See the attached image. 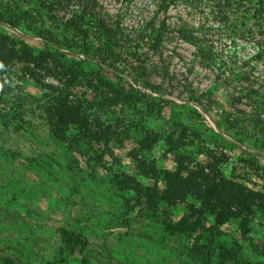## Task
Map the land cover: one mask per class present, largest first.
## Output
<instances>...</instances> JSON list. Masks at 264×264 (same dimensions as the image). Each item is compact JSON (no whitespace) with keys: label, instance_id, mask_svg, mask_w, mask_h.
Returning a JSON list of instances; mask_svg holds the SVG:
<instances>
[{"label":"rangeland","instance_id":"374dc122","mask_svg":"<svg viewBox=\"0 0 264 264\" xmlns=\"http://www.w3.org/2000/svg\"><path fill=\"white\" fill-rule=\"evenodd\" d=\"M100 1L123 35L132 36L145 20L163 16L158 0ZM182 2L184 0H177L168 11L171 20H176L182 12ZM45 23L50 25L48 21ZM23 26L22 23L11 26L0 22V31L24 41L37 52L43 47L41 38L26 33ZM224 41L238 55L251 51L245 35ZM174 45L177 53L171 55L167 48L164 52L170 54L167 56L170 73L176 75L177 81L191 83L199 101L188 100L184 94L178 97L180 82L173 93L158 95L146 89L144 83L134 82L127 63L120 65L121 71L112 72L94 59H86L79 50L68 54L71 60H80L87 70H99L127 88L133 85L155 94V103L162 106L160 111H147L142 105L112 107L114 113L109 116L127 125L129 135L111 140L112 153L103 154L104 165L98 163L94 151L87 150L86 155H80L51 136L40 117L38 103L46 88L28 77L25 63L14 65L10 74L11 90L5 100L0 99V264H202V258L196 255L195 241L204 242L209 233L203 228L188 233L173 227L188 215L185 203L168 206L162 202L156 209H150L143 203L138 204L137 194L132 189L119 190L109 182L116 172L136 174V162L129 150L137 147V138L144 128L160 133L151 149L144 151L156 159L159 167L173 168L174 155L168 151L165 138L171 132L179 134L183 128V135L190 142L185 149L197 159L207 160V155L212 153L224 156L220 166L225 175L264 191V131L252 130L241 141L236 131L223 129L215 122L228 114L243 116L253 111L244 94V84L225 71L226 64L243 60L226 57L227 61L220 54L222 59L218 64L206 65L199 61L192 45L183 41ZM156 59L152 55L145 64L154 65ZM150 78L161 82L153 73ZM44 82L56 84L58 78L48 76ZM70 88L77 96L93 97L92 91L84 85H70ZM160 97L169 101L161 102ZM13 101L22 106L19 111H15ZM137 178L144 184L153 183L151 178L142 175ZM188 201L198 204L191 197ZM210 221L213 217L207 214L203 221L205 226L208 227ZM215 224L220 232L214 235L210 248L217 243L231 246L234 239L243 242L240 257L224 264H262L252 246L264 248L263 213L255 215L244 239L236 220ZM79 230L87 244L82 251L76 247L71 253L69 234ZM217 251L208 264H222ZM62 257L65 258L63 263ZM82 259H86L85 263Z\"/></svg>","mask_w":264,"mask_h":264},{"label":"trees","instance_id":"16d2710c","mask_svg":"<svg viewBox=\"0 0 264 264\" xmlns=\"http://www.w3.org/2000/svg\"><path fill=\"white\" fill-rule=\"evenodd\" d=\"M176 2L158 0L157 6L163 16L145 20L135 34L129 36L123 35L119 26L111 22L100 0H0V22L11 26L22 23L26 33L39 36L43 42V47L33 52L24 41H17L0 31V99L5 100L6 93L11 90L10 74L14 65L25 63L28 77L46 88L38 103L40 117L47 124L51 136L80 155H86L87 150L94 151L98 163L104 165L103 154L112 153L109 146L111 140L129 135L127 125L109 116L114 113L112 107L138 108L142 105L147 111H160L162 106L155 103V94L133 85L127 88L99 70H87L80 60H71L68 54L79 50L86 59H94L99 66L112 72L121 71L123 68L120 65L127 63L134 82L144 83L146 89L158 95L173 93L180 82L181 88L176 95L184 94L188 100L199 101L191 83L177 81L176 75L170 73L167 59L170 54L164 53L166 48L171 55L177 53L174 43L183 41L195 48L199 61L206 65L218 64L221 55L235 61L243 60L241 63L226 64L225 71L244 84V94L253 111L243 116L230 117L228 114L223 120L216 119L215 122L223 129L236 131V137L241 141L252 130L263 132L264 0H184L182 12L176 20H171L168 11ZM240 35L249 39L251 48L242 56L232 52L230 44L224 41H231ZM224 51L229 53L224 55ZM152 55L157 58L156 64L147 66L145 62ZM149 66L152 67L148 69ZM152 73L159 76L161 82L150 80ZM48 76L58 78V82H44ZM77 84L90 89L93 97L75 95L70 85ZM159 101L169 100L160 97ZM12 103L15 104V111L22 107L16 101ZM183 132L181 128L179 134L171 132L165 138L175 162L173 168H169L159 167L156 159L144 152L159 139V131L142 129L136 141L137 147L129 150L136 162V174L116 172L110 176L109 182L119 190L132 189L137 194L138 204L143 203L150 209H156L162 202L168 206L185 203L188 215L173 227L179 232L193 233L203 228L209 233L204 242L195 241L196 255L202 258V264L209 263L216 249L222 264L235 262L240 257L243 242L234 239L231 246L217 243L210 248L214 235L220 232L215 223L236 220L244 239L255 215L258 212L264 214V191L225 175L220 166L224 156L212 153L207 155V160L197 159L185 149L190 142ZM137 175L151 178L153 183L144 184ZM188 197L198 204L188 201ZM207 214L213 217L208 227L203 222ZM69 238L72 240L71 253L76 247L82 251L87 244L80 230L70 233ZM253 245L264 264V248ZM60 261L63 263L65 258ZM85 261L82 259V262Z\"/></svg>","mask_w":264,"mask_h":264},{"label":"clouds","instance_id":"9594fccd","mask_svg":"<svg viewBox=\"0 0 264 264\" xmlns=\"http://www.w3.org/2000/svg\"><path fill=\"white\" fill-rule=\"evenodd\" d=\"M0 66H2V63H0ZM0 87H2V86H0Z\"/></svg>","mask_w":264,"mask_h":264}]
</instances>
